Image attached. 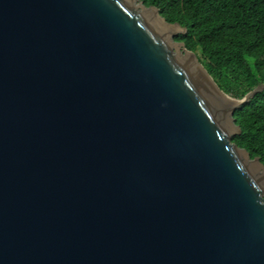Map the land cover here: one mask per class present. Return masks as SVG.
I'll use <instances>...</instances> for the list:
<instances>
[{"label": "water", "instance_id": "1", "mask_svg": "<svg viewBox=\"0 0 264 264\" xmlns=\"http://www.w3.org/2000/svg\"><path fill=\"white\" fill-rule=\"evenodd\" d=\"M140 0H0V264H264V166Z\"/></svg>", "mask_w": 264, "mask_h": 264}, {"label": "trees", "instance_id": "2", "mask_svg": "<svg viewBox=\"0 0 264 264\" xmlns=\"http://www.w3.org/2000/svg\"><path fill=\"white\" fill-rule=\"evenodd\" d=\"M185 33L174 37L196 55L221 91L241 100L232 142L264 166V0H140Z\"/></svg>", "mask_w": 264, "mask_h": 264}, {"label": "rangeland", "instance_id": "3", "mask_svg": "<svg viewBox=\"0 0 264 264\" xmlns=\"http://www.w3.org/2000/svg\"><path fill=\"white\" fill-rule=\"evenodd\" d=\"M178 35V34H177ZM176 35L174 34V37H175ZM233 138V137H232Z\"/></svg>", "mask_w": 264, "mask_h": 264}]
</instances>
